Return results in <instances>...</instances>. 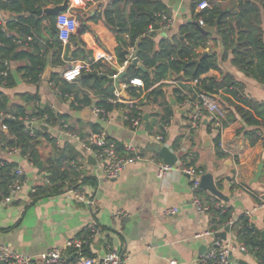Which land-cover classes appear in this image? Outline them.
<instances>
[{
    "label": "crops",
    "instance_id": "crops-1",
    "mask_svg": "<svg viewBox=\"0 0 264 264\" xmlns=\"http://www.w3.org/2000/svg\"><path fill=\"white\" fill-rule=\"evenodd\" d=\"M162 1L167 7L168 16L173 19V26L164 30L156 25L158 29L155 27L150 32L154 34L157 49L163 40L184 39L182 28L196 22L195 16L202 11L199 4L193 13V0ZM217 1L223 8L222 12L230 13L237 9L238 0ZM109 2L84 0L83 5L74 10L80 27L68 47L70 55L79 48L83 49L85 59L65 60V65L59 68L48 65L53 68V73L62 74L74 62L93 65L95 54L101 50L116 58L115 64L103 61V65L110 66L117 72L116 75L126 72L121 70L123 64H119L116 57L118 42L114 32L107 28L103 16L98 21L93 19L102 15ZM261 11L264 14L262 6ZM2 15L5 21L15 19L9 13ZM83 26L89 29L80 34ZM199 26L210 36L206 43L199 46L197 53L215 57L218 64V69L210 70L202 79L211 78L220 82L229 77L241 86L240 92L244 99L264 105V80L256 79L233 63L235 55L225 50L216 29ZM262 27L264 30V18ZM51 28L44 17L41 21L42 34L38 37L43 48H48L55 40L50 33ZM7 34L14 35L15 32L8 31ZM17 38L19 52L32 50L28 45L29 39L20 35ZM125 38L128 40L126 35ZM67 48H63L62 56L66 55ZM51 57L52 52L48 61ZM25 66L27 61L16 60L13 56L9 69L14 85L7 87L0 81V92L9 98L10 106L29 107V103L22 97L29 95L37 97L39 102L35 106H48L57 114L67 115L69 119L56 125L47 123V132L53 141L41 139L39 149L42 161L38 167L31 156L22 154L21 150L20 154L8 155L9 148L4 149V143L0 141V159L16 164L15 168L19 166L24 169L28 178L11 203H4L0 194V250L6 248L35 257L52 249H61L63 255L74 257L75 253L66 249L67 243L76 238L86 240L88 233L85 228L95 222L103 232L99 239L91 240L94 257H102L110 246L127 258L125 264H200L199 258L211 250L217 239H221L216 234L223 232L227 226L212 214L197 212L192 204V180L189 176L172 172L164 180L158 177V166L164 162L156 149L161 146L168 147L178 159L187 153L191 158L190 167L201 174L200 180L204 174L213 175L217 188L226 200H220L203 189L200 194L205 202L215 200L225 206L230 211V219H240L264 201V129L260 130V139L251 144L244 131L252 128L247 127L241 117H237L236 121L221 130L218 148L215 139L219 129L213 131L210 122H203L199 129L191 130L192 110L179 102L174 92L183 82L174 81V78L166 80L164 96L140 106L143 122L134 131L117 110L111 112V121L95 118L91 110L98 107L100 98L92 90L81 88L90 95L93 101L91 106L75 103L73 95L63 99L59 90L50 82L51 77L44 78L45 72L39 83H31L26 79L21 71ZM85 75L88 77V73H85L73 83L79 82ZM97 75L102 74L100 72ZM123 83L122 79L119 86ZM112 84L115 93L119 86ZM185 84L188 90L183 95H195L192 82ZM222 95H226L224 89L212 96L226 110L229 103L223 100ZM171 98L174 99L173 103ZM166 100L170 106L166 105ZM86 111L90 113L86 114ZM65 125L68 126L67 130L64 129ZM94 126L98 128L97 133ZM103 130L108 133L109 139L117 142L122 149L120 152L125 153V149L131 146L141 153L145 161L131 165L118 179L107 178L98 170L95 158L82 147L83 141ZM1 132L7 133L0 126ZM69 133L78 137H71ZM159 135L164 137L161 144L156 141ZM207 139L210 144H207ZM57 150H61V157ZM27 155L30 159L26 158ZM57 162L62 163V170L71 172L65 182L67 190L35 202L33 196L37 188L49 184L47 167ZM84 179L91 184L84 185ZM77 191L82 193L84 201L76 197ZM172 209L178 212L169 213ZM119 212L124 215L120 216ZM252 219L261 235L264 230V208L257 210ZM227 241L233 245L232 255L235 260L263 264L255 255L241 251L244 244L237 239L233 229Z\"/></svg>",
    "mask_w": 264,
    "mask_h": 264
},
{
    "label": "trees",
    "instance_id": "trees-1",
    "mask_svg": "<svg viewBox=\"0 0 264 264\" xmlns=\"http://www.w3.org/2000/svg\"><path fill=\"white\" fill-rule=\"evenodd\" d=\"M95 1L100 2V0ZM204 1H207L211 7L198 13L195 16L196 22L182 28L181 34L185 38L163 40L158 49L154 34H150V30L151 27L153 29L156 27L157 16L161 13H167V7L162 0H110L104 7L102 15L93 19L98 21L103 16L107 28L114 32L118 42L115 53L119 64L124 63L126 55L129 53V47H135L136 57L146 68V71H143L129 65L125 70L127 76L123 78V82L128 84L133 79L143 81V88L131 87L127 91L132 98L139 101L138 107L143 104L147 105L148 102L153 103L159 96H164V87L167 86L166 80L174 78V81L183 82L180 88L174 91L178 95L179 102H183L188 97L183 95L188 90L185 83L200 80L201 84L197 89L191 87L193 90L217 95L221 89H224L226 95H222V98L229 103L226 109L227 116L221 122L215 139L216 146L219 148L221 130L236 121L237 117H241L246 126L252 128L244 132L251 144H255L260 139V130L264 129V105L251 99H244L240 92L241 86L229 77L220 82L211 78L202 79V76L210 70L218 69V64L215 57H205L204 54L197 53L199 46L206 43L210 36V34L201 31L198 21L203 20L205 27L217 30L225 50L234 53L233 63L236 66L245 69L249 75L256 79L264 80V30L262 27L264 14L261 11V6L264 7V0H238L237 9L223 15L220 20L223 8L217 3V0H193V13H195L198 5ZM63 2L64 0H0L1 15L2 13H9L15 17L14 20L9 21H5L3 15L0 17V81L5 86L12 87L14 85V79L10 72L7 76L2 75L6 72L7 64L11 62L13 56L16 60L27 61V66L23 67L21 71L31 83L42 81L48 65L59 68L65 65V60L85 59L86 53L81 48L70 55L71 50L68 47L66 55L62 56L63 46L58 40L55 18L49 22L50 27H52L50 33L55 40L48 45V48H43L38 38L42 34L41 22L36 25V16L21 15L25 9L41 10L49 6L61 5ZM88 29L89 27L83 26L80 34ZM8 31L15 32V34L8 35ZM17 35L30 40L28 45L32 49L31 51L19 52L20 46L17 43ZM51 52L52 57L48 61ZM192 61L195 63L189 67H184L185 63ZM92 68L95 70V74L101 72V76L108 78L117 74L115 70L110 66L103 65L102 62L94 63ZM89 74L91 73H88V77L82 78L77 83H69L62 78L61 73L54 72L50 82L59 90L63 99L73 95L75 103L91 106L93 101L90 95L81 89L86 87L100 98L97 103L99 108L109 112L118 109L117 106L110 103V100L114 98L115 88L113 84L108 79H96ZM192 89L190 91L193 92ZM22 97L29 103L30 108L28 106L11 107L9 98L0 92V114L5 112L12 116V118H4L1 122L7 133H0V141L4 143V149L19 148L22 154H29L38 167L42 161L39 149L41 139L48 142L53 140L49 133L41 127L36 131V136L33 138L27 132V126L20 119L27 115L40 117L47 115L49 117L47 123L56 125L61 124L63 120H68L69 117L64 114H57L50 107L42 104L35 106V103L39 102L37 97L29 95ZM165 102L166 105L170 106L168 100ZM94 131L96 133L98 131L96 126H94ZM119 150L122 151L120 147ZM60 151L57 150V154L61 157ZM50 164L47 167L49 184L37 188V192L33 196L35 202L59 195L67 190L65 182L70 178L71 172L62 170V163L60 162ZM15 167L16 164L14 163L0 161V194L2 197L8 196L11 186L19 180L14 175ZM82 183L84 185L91 184L87 179H84ZM229 220L230 211L228 210L226 214L220 216V222L227 224ZM239 221L238 225L233 228L237 239L244 244L249 253L255 255L264 264V242L261 241L260 232L245 217H241ZM82 255L86 257L95 256L90 240H87V244L84 245Z\"/></svg>",
    "mask_w": 264,
    "mask_h": 264
},
{
    "label": "built area",
    "instance_id": "built-area-1",
    "mask_svg": "<svg viewBox=\"0 0 264 264\" xmlns=\"http://www.w3.org/2000/svg\"><path fill=\"white\" fill-rule=\"evenodd\" d=\"M84 0H69L68 10L61 12L55 17V25L58 34V40L62 44L63 48H67L71 45L72 38L77 34L79 30V21L77 19L74 10L82 6ZM210 4L207 1L202 2L199 5V9L203 10L205 8H210ZM0 17H2L0 13ZM156 25L164 30H168L173 26V19L168 16L167 13H161L158 16ZM199 24L202 27H205L203 20H199ZM154 29L151 27V31ZM64 57V55H63ZM137 57L135 55V47H129V53L126 55V59L121 67V70H126V68L131 65L133 60ZM115 56L108 54L105 51H98L94 56V62H106L109 64H115ZM95 70L92 68V64H87L85 62H74L72 66L62 73V78L69 82L73 83L77 81L85 73H93ZM10 72L9 64H7V70L2 75L7 76ZM118 75H115L116 78ZM200 80H194L192 82V87H199ZM131 87L143 88L144 83L141 79H133L130 83H123L119 86L114 93V98L110 100V103L114 106H117V113L121 114V118L128 124V127L136 131L143 122V115L141 113L140 107H138L139 101L131 98L128 89ZM125 91L129 96V99H126L122 92ZM195 95L188 96L183 104L191 108V130H197L202 125L205 119L211 123L212 130L215 131L221 126V122L225 120L227 116L226 110L223 106L209 93L204 91L195 90ZM135 111H134V110ZM95 118L101 119L103 121H111V112L106 109L94 107L91 110ZM121 112V113H120ZM4 118H12L11 115L2 112L0 114V126L2 130L6 131L5 127L2 126V120ZM49 117L47 115L40 116H26L20 120L24 122V125L27 126V132L30 136L35 138L36 131L42 125L47 126V120ZM64 129L67 130L68 126L65 125ZM71 137H78V135L69 133ZM156 141L160 144L164 142L163 136H157ZM82 147L90 153L96 160V166L98 170H101L104 175L109 179H118L125 170H127L131 165L137 162H143L145 159L139 151L135 148L128 146L125 149V153L120 152L117 142L109 139L108 133L103 130L98 134L90 136L87 140L83 141ZM8 155L20 154L19 148H9L7 149ZM30 156L27 155L26 158ZM190 156L187 153H184L183 156L179 157L175 166H169L164 163H160L158 166V177L161 180L166 179V177L172 172H181L189 176L192 180L191 188L193 191L192 204L195 206L199 214H212L218 219L220 216L227 213V208L221 203L211 200V202H205L201 196V186H200V172L197 169L190 167ZM32 160V159H31ZM1 161V159H0ZM14 175L18 177V181L15 182L10 188V194L6 197H3L2 201L4 203H11L15 195L20 192L28 181L26 172L24 169L19 166L14 169ZM77 198L84 201V196L80 191H77ZM92 205V202H87ZM264 208V202L260 203L251 211H247L242 217H245L249 220L250 224H253L252 216L253 214ZM169 213H177V209H172L168 211ZM120 216H123V212L118 213ZM240 219L231 218L226 226H229L231 229L236 227ZM85 231L88 233L87 240H97L102 235V228L95 222L90 223L85 228ZM87 240H82L80 238L73 239L69 241L66 245V249H70L72 253H75L74 257L65 256L62 253L61 249H52L47 252H44L38 256L31 257L19 254L13 250L3 248L0 250V263L4 264H125V256L119 251L107 247L106 252L102 257H86L82 255V250ZM233 245L225 240L217 239L211 250L202 255L199 258L200 264H234L230 256L233 252ZM243 253H247L248 250L245 246L241 247ZM171 264H176V262H171Z\"/></svg>",
    "mask_w": 264,
    "mask_h": 264
},
{
    "label": "water",
    "instance_id": "water-1",
    "mask_svg": "<svg viewBox=\"0 0 264 264\" xmlns=\"http://www.w3.org/2000/svg\"><path fill=\"white\" fill-rule=\"evenodd\" d=\"M11 1V0H8ZM69 8V0H64L63 4L61 5H54L52 8H44L41 10H30V9H25L24 13L21 14L22 16H24L26 13H29L31 15L36 16V25L41 22L44 17L46 18L47 22H51L52 18H55L58 14H60L61 12H64L66 10H68ZM227 12H222L220 15L219 20L221 19V17L223 15H225ZM158 29V27H156ZM202 32H204L203 28H200ZM207 55V54H206ZM195 61L192 62H188L185 63L184 67H189L190 65L194 64ZM132 66L137 67L143 71H146V68L140 64L139 59L136 58L135 60H133V62L131 63ZM53 73V68L51 66H48L46 71H45V75L44 78L45 79H50L51 75ZM127 76V72H122L120 73L116 78H108L106 76H99L97 74H91V77L96 78V79H108L111 83H115L116 86H119L120 81L125 78ZM87 77L86 75L84 76V78ZM122 95L126 98L129 99V96L127 95V93L125 91L122 92ZM174 99L171 98V102L173 103ZM86 114H89L90 111H86ZM205 124L208 123L207 120L204 121ZM41 128L47 132L48 127L45 125H42ZM207 144H210V140L207 139L206 140ZM159 153V155L161 156V158L163 159L164 164L169 165V166H175L177 161H178V157L176 156V154H174L168 147L166 146H161L158 147L156 149ZM200 186L203 190H206L208 192H210L212 195H214L216 198L220 199V200H226L225 196L222 194V192L217 188V185L215 184V180L212 174H204L201 177L200 180ZM231 232V228L229 226H227L225 228V230L223 232L217 233L216 237L217 238H221L225 241H227V237L228 234ZM261 241L264 242V230L261 232ZM231 260L235 263V264H250L246 261L243 260H235L233 258V255L231 254L230 256Z\"/></svg>",
    "mask_w": 264,
    "mask_h": 264
}]
</instances>
